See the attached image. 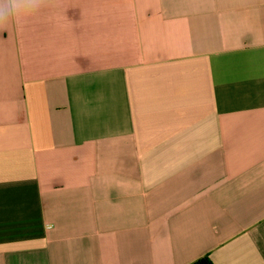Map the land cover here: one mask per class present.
Returning <instances> with one entry per match:
<instances>
[{"label":"crops","instance_id":"0c3cea01","mask_svg":"<svg viewBox=\"0 0 264 264\" xmlns=\"http://www.w3.org/2000/svg\"><path fill=\"white\" fill-rule=\"evenodd\" d=\"M264 264V0H50L0 33V264Z\"/></svg>","mask_w":264,"mask_h":264},{"label":"clouds","instance_id":"9594fccd","mask_svg":"<svg viewBox=\"0 0 264 264\" xmlns=\"http://www.w3.org/2000/svg\"><path fill=\"white\" fill-rule=\"evenodd\" d=\"M49 3L50 0H0V33H24Z\"/></svg>","mask_w":264,"mask_h":264},{"label":"trees","instance_id":"16d2710c","mask_svg":"<svg viewBox=\"0 0 264 264\" xmlns=\"http://www.w3.org/2000/svg\"><path fill=\"white\" fill-rule=\"evenodd\" d=\"M193 264H215L209 255L203 256L196 260Z\"/></svg>","mask_w":264,"mask_h":264}]
</instances>
